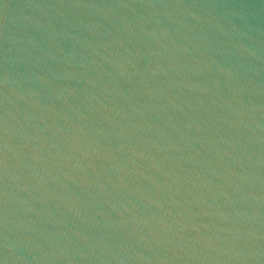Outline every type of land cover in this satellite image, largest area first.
I'll return each mask as SVG.
<instances>
[{
    "label": "water",
    "instance_id": "95a60500",
    "mask_svg": "<svg viewBox=\"0 0 264 264\" xmlns=\"http://www.w3.org/2000/svg\"><path fill=\"white\" fill-rule=\"evenodd\" d=\"M4 264H264V0H0Z\"/></svg>",
    "mask_w": 264,
    "mask_h": 264
},
{
    "label": "snow or ice",
    "instance_id": "6c2138e0",
    "mask_svg": "<svg viewBox=\"0 0 264 264\" xmlns=\"http://www.w3.org/2000/svg\"><path fill=\"white\" fill-rule=\"evenodd\" d=\"M0 264H4V261L3 260H0Z\"/></svg>",
    "mask_w": 264,
    "mask_h": 264
}]
</instances>
